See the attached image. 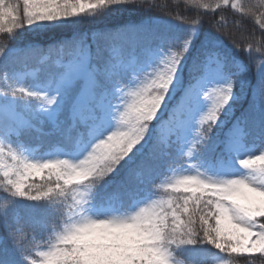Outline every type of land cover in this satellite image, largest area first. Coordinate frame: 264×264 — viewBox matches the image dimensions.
Masks as SVG:
<instances>
[{
    "label": "snow or ice",
    "instance_id": "obj_1",
    "mask_svg": "<svg viewBox=\"0 0 264 264\" xmlns=\"http://www.w3.org/2000/svg\"><path fill=\"white\" fill-rule=\"evenodd\" d=\"M183 4L0 0V264L264 260V0Z\"/></svg>",
    "mask_w": 264,
    "mask_h": 264
},
{
    "label": "trees",
    "instance_id": "obj_2",
    "mask_svg": "<svg viewBox=\"0 0 264 264\" xmlns=\"http://www.w3.org/2000/svg\"><path fill=\"white\" fill-rule=\"evenodd\" d=\"M17 2H19L21 4V11H22V0H17ZM241 2H244V0H241ZM247 2L254 4L257 2V0H247ZM152 3L156 4L157 6L164 4V5H168L172 8H175L176 0H152ZM180 7L184 9V11L187 15H195V9H190V6H185L183 4V0H180ZM125 19H131V17H121L117 21H114V23H122ZM203 19L205 21L214 20L217 24H219L220 31L222 33H224V37H223L224 43L229 45V47H232L234 43H238V44L244 45V48L247 49V44L244 43V37L248 36L254 28L256 31L257 38L258 39L260 38V32H259L258 26H255L253 21L246 19L244 22V27L243 28L240 27V25L238 23V14H236L230 8V6L228 8L221 10V11H217L214 15L211 12H209L207 15H205L203 17ZM245 28L248 31H244ZM179 30H180L179 25L175 24L173 27V31L176 34H178ZM3 38H4L3 34H0V39H3ZM5 43L7 45L8 42L5 41ZM16 45H17L16 41L11 42L12 47H16ZM252 51L255 52L256 48L253 47ZM245 54H247V53H245ZM32 56L34 57V59H30L28 61V63L30 65H32L33 67L38 68L39 62L42 59H40V56H37L36 54H32ZM259 58L260 57L257 56V59H259ZM23 67L24 66H22V65L18 66V69L23 68ZM3 74H4L3 72H0V85L2 84L1 77ZM53 140H56L57 142H61V141H59V138H57L55 136L50 139V141H53ZM173 155L174 156L176 155L175 150H173ZM180 157H181V155H179L175 164L171 167L172 169L175 168L177 165L180 166L181 163L184 164L183 159L181 161L179 160ZM180 167H182V166H180ZM121 175H123V173H121ZM168 175H170V174H168ZM160 179L159 180L156 179L158 181H156L155 183L156 184L161 183ZM151 191H152V193H154L152 198H156V196H158L160 194L161 190L157 189L155 187V185H153ZM20 215H21V221L20 222H21V224H23L26 222V218L23 216V210H21ZM178 257L186 260L187 264H192V261L185 254L179 253ZM210 264H211V261H210ZM255 264H264V260L258 258V259H256Z\"/></svg>",
    "mask_w": 264,
    "mask_h": 264
},
{
    "label": "rangeland",
    "instance_id": "obj_3",
    "mask_svg": "<svg viewBox=\"0 0 264 264\" xmlns=\"http://www.w3.org/2000/svg\"><path fill=\"white\" fill-rule=\"evenodd\" d=\"M159 6V5H158ZM42 58V57H41ZM18 71H29V70H31V69H26V68H21V69H17ZM4 75L5 74H3L2 75V77H1V82H2V84L0 85V87H3L4 86ZM38 76H39V74H37V77H35V78H38ZM32 79H34V77H28L27 78V81L26 82H30ZM207 109L205 108V111H206ZM164 118L166 119L167 118V114L165 113V115H164ZM114 130V129H113ZM193 133L195 134V130H193ZM106 134V133H105ZM31 147H32V149H33V151L37 154V155H42L43 153H45V152H55V151H58V150H63V143L62 142H57L56 140H53V141H50L45 147H41L39 144H37V143H32L31 144ZM185 152L187 151V149H185L184 150ZM184 160V164L183 163H181V165L180 166H182V168H186L189 164H194V163H198V161H194V160H189L188 158H187V156H184V155H182L181 154V157L179 158V160L181 161V160ZM175 168H169V170L168 171H166V172H164L162 175H160V176H158L157 177V179L159 180L160 178V180H161V182L166 178V177H168V176H171L172 175V172H173V170H174ZM168 174H170V175H168ZM158 180H155V182L156 181H158Z\"/></svg>",
    "mask_w": 264,
    "mask_h": 264
},
{
    "label": "clouds",
    "instance_id": "obj_4",
    "mask_svg": "<svg viewBox=\"0 0 264 264\" xmlns=\"http://www.w3.org/2000/svg\"><path fill=\"white\" fill-rule=\"evenodd\" d=\"M176 264H187V261L175 255Z\"/></svg>",
    "mask_w": 264,
    "mask_h": 264
}]
</instances>
